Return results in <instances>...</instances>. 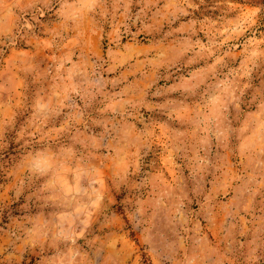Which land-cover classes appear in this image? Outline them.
Instances as JSON below:
<instances>
[{
	"label": "rangeland",
	"instance_id": "1",
	"mask_svg": "<svg viewBox=\"0 0 264 264\" xmlns=\"http://www.w3.org/2000/svg\"><path fill=\"white\" fill-rule=\"evenodd\" d=\"M0 264H264V0H0Z\"/></svg>",
	"mask_w": 264,
	"mask_h": 264
}]
</instances>
